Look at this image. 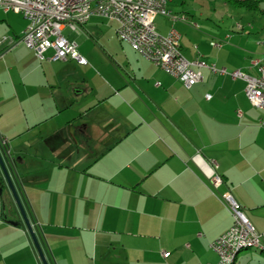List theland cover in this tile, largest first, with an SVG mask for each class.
Listing matches in <instances>:
<instances>
[{
	"label": "crops",
	"instance_id": "1",
	"mask_svg": "<svg viewBox=\"0 0 264 264\" xmlns=\"http://www.w3.org/2000/svg\"><path fill=\"white\" fill-rule=\"evenodd\" d=\"M253 1L169 0L155 25L180 33L187 59L256 76L264 0ZM94 19L119 38L115 20L90 18L81 45L66 36L81 65L40 60L20 41L27 18L0 8V37L16 42L0 56V149L48 262L218 264L211 243L233 224L227 192L264 240V110L245 80L203 68L188 88ZM2 177L0 165V264H43ZM238 259L264 264V250Z\"/></svg>",
	"mask_w": 264,
	"mask_h": 264
},
{
	"label": "built area",
	"instance_id": "2",
	"mask_svg": "<svg viewBox=\"0 0 264 264\" xmlns=\"http://www.w3.org/2000/svg\"><path fill=\"white\" fill-rule=\"evenodd\" d=\"M168 3L169 0H140V5L127 4V0H0V8L22 13L27 18L29 23L20 41L33 49L40 60L71 59L87 65L88 60L79 51L78 44L69 40L63 34V29L68 26L77 30L78 26H83L94 16L115 20L121 40L128 42L146 60L181 80L186 87L191 88L201 82V70L207 68L215 73L245 80L248 100L254 107L264 110V55L253 61V65L258 68L256 76L238 69L229 71L227 68H218L200 57L187 59L181 50L180 33L172 28L167 34H161L156 28V16L170 15ZM15 43L8 37H0V56ZM49 50L52 54L47 57L46 52ZM212 183L219 187L223 183L222 176L217 173ZM223 202L233 216V224L211 243V248L219 256L218 264H225L228 255L241 243L264 245L263 234L255 228L245 208L232 192L223 195ZM163 254L169 256V252Z\"/></svg>",
	"mask_w": 264,
	"mask_h": 264
},
{
	"label": "water",
	"instance_id": "3",
	"mask_svg": "<svg viewBox=\"0 0 264 264\" xmlns=\"http://www.w3.org/2000/svg\"><path fill=\"white\" fill-rule=\"evenodd\" d=\"M0 165H1V168L3 170L7 185H8L9 189L11 190V192L14 196V199H15L17 206L21 212L23 220H24V222H25V224H26V226H27V228H28V230L32 236V239L34 241V244L36 246V249L40 255V258H41L43 264H50L47 260V257L45 255L44 251H43L39 237H38V235L34 229V225L32 224L30 217L28 216L27 211L23 205L22 199L20 197L17 186L15 184L14 178L12 177L11 171L8 167V164L4 158V155L1 151V149H0Z\"/></svg>",
	"mask_w": 264,
	"mask_h": 264
},
{
	"label": "rangeland",
	"instance_id": "4",
	"mask_svg": "<svg viewBox=\"0 0 264 264\" xmlns=\"http://www.w3.org/2000/svg\"><path fill=\"white\" fill-rule=\"evenodd\" d=\"M94 20H96V22L98 23V25L99 26H104V27H106V29L108 28V30H109V33H108V31L106 30V35L107 36H109L111 39H113V37H116L117 38V40H119V38L117 37V35H116V33H115V23L114 22H110V21H108V20H102V19H94ZM82 26H78V31H76V33L75 32H72V31H70V30H67V31H65L64 32V34H65V36H67L69 39H75L76 38V41L78 42V44L79 45H81V37H80V35L82 34L81 32V34L79 33V30H82ZM96 33H98V34H95V35H99V31H96ZM86 37V38H91V34H89V33H83V37ZM96 37V36H95ZM80 51V50H79ZM249 249H254L253 247H250V248H248V250ZM246 249H244L243 251H245Z\"/></svg>",
	"mask_w": 264,
	"mask_h": 264
},
{
	"label": "bare ground",
	"instance_id": "5",
	"mask_svg": "<svg viewBox=\"0 0 264 264\" xmlns=\"http://www.w3.org/2000/svg\"><path fill=\"white\" fill-rule=\"evenodd\" d=\"M127 4L140 5V0H127ZM250 247L264 250V245H258L255 243H241L234 248L230 255H228L225 264H238V262H240L238 259L240 252Z\"/></svg>",
	"mask_w": 264,
	"mask_h": 264
},
{
	"label": "trees",
	"instance_id": "6",
	"mask_svg": "<svg viewBox=\"0 0 264 264\" xmlns=\"http://www.w3.org/2000/svg\"><path fill=\"white\" fill-rule=\"evenodd\" d=\"M231 1L237 4L238 6L247 7L249 9L257 8V2L253 0H231ZM2 185L3 186L6 185V181L4 177H2Z\"/></svg>",
	"mask_w": 264,
	"mask_h": 264
}]
</instances>
